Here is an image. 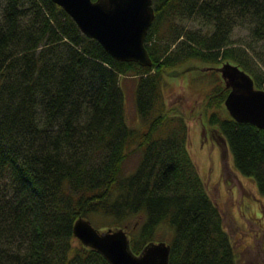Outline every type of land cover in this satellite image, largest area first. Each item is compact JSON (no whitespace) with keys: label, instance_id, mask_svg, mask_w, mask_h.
Wrapping results in <instances>:
<instances>
[{"label":"trees","instance_id":"obj_1","mask_svg":"<svg viewBox=\"0 0 264 264\" xmlns=\"http://www.w3.org/2000/svg\"><path fill=\"white\" fill-rule=\"evenodd\" d=\"M152 2V64L142 65L113 57L53 0H0V264H110L74 236L78 216L125 227L134 252L167 226L168 264H237L187 121L162 86L166 71L196 59L237 63L264 88V0ZM187 19L201 26L186 28ZM240 24L244 45L231 41ZM122 76L134 79L135 123ZM222 85L211 88L204 125L264 196V128L223 112Z\"/></svg>","mask_w":264,"mask_h":264},{"label":"rangeland","instance_id":"obj_2","mask_svg":"<svg viewBox=\"0 0 264 264\" xmlns=\"http://www.w3.org/2000/svg\"><path fill=\"white\" fill-rule=\"evenodd\" d=\"M180 23L186 28L201 26L194 19ZM249 40L246 24L234 27L232 42L244 45ZM249 52L258 62L256 55ZM222 61L213 64L188 59L166 71L162 89L167 107L178 110L187 121L188 149L211 198L222 213L223 226L232 241L237 264H264V196L258 191L252 176L244 175L234 167L231 152L219 132L204 125L205 114L212 109L205 107L211 88L221 79L222 86L227 89L220 71L213 67ZM258 65L263 68L262 62ZM120 80L125 92L127 119L138 122L134 109V79L122 76ZM223 108V112L228 113L225 106ZM136 160L137 155H131L127 159L128 167H132ZM95 225L99 229L105 228L98 223ZM171 234L170 228L162 226L153 239L168 241Z\"/></svg>","mask_w":264,"mask_h":264},{"label":"water","instance_id":"obj_3","mask_svg":"<svg viewBox=\"0 0 264 264\" xmlns=\"http://www.w3.org/2000/svg\"><path fill=\"white\" fill-rule=\"evenodd\" d=\"M74 19L80 30L95 39L116 59L151 65L144 38L154 18L153 0H53ZM210 66H207V68ZM220 71L228 89L223 104L237 121L264 128V88L237 63L222 61ZM73 234L83 245L99 251L110 264H168L170 244L149 240L139 252L131 249L125 227L99 229L88 217L78 216Z\"/></svg>","mask_w":264,"mask_h":264},{"label":"flooded vegetation","instance_id":"obj_4","mask_svg":"<svg viewBox=\"0 0 264 264\" xmlns=\"http://www.w3.org/2000/svg\"><path fill=\"white\" fill-rule=\"evenodd\" d=\"M250 243H253V240L251 242H249V245H250Z\"/></svg>","mask_w":264,"mask_h":264}]
</instances>
